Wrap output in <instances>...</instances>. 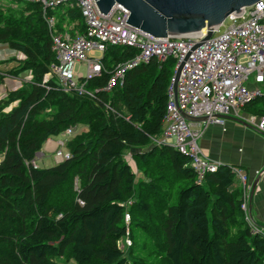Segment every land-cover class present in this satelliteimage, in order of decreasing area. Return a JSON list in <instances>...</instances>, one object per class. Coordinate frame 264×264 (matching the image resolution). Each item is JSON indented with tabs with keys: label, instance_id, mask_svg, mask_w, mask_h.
<instances>
[{
	"label": "trees",
	"instance_id": "obj_1",
	"mask_svg": "<svg viewBox=\"0 0 264 264\" xmlns=\"http://www.w3.org/2000/svg\"><path fill=\"white\" fill-rule=\"evenodd\" d=\"M48 12L59 30L75 23L83 32L78 8ZM0 43L24 55L9 73L31 75L0 99V264H264V234L245 220L234 166L198 182L189 156L154 142L175 59L131 68L90 97L64 92L55 78L42 83L56 55L39 3H0ZM135 53L108 46L87 88L106 85ZM241 109L264 115V94ZM79 125L87 129L67 138L68 159L31 165L47 139Z\"/></svg>",
	"mask_w": 264,
	"mask_h": 264
},
{
	"label": "built area",
	"instance_id": "obj_2",
	"mask_svg": "<svg viewBox=\"0 0 264 264\" xmlns=\"http://www.w3.org/2000/svg\"><path fill=\"white\" fill-rule=\"evenodd\" d=\"M36 2L42 7L43 18L52 41L56 62L49 65L42 83L55 78L64 92L75 91L95 97L99 91H110L119 82L122 84L127 70L152 60L164 62L168 58L176 60L174 71L183 62L176 86V96L172 87L173 76L167 90V104L163 116L161 136L156 144H167L191 159L197 181L200 182L207 172L215 171L224 165L206 156L198 146L201 131L194 127L185 116L206 117L202 123L223 124L220 115L239 116V110L253 99L264 94L258 87L249 88L251 80L256 84L264 83V0L243 6L229 13L205 39V32L185 35H153L133 27L126 20L127 8L115 4L106 14L98 9L95 0H21ZM59 6L76 7L80 10L84 25L83 32L74 31L75 23L57 26L56 15L48 11ZM226 21L228 24L225 25ZM223 27V30H221ZM108 46H126L136 50L129 59L119 62L106 85L93 90L87 88L89 80L100 76L102 56ZM100 53L97 57L95 54ZM174 74V73H173ZM31 78V75L28 79ZM246 120L264 134V115H247ZM74 129L68 128L62 134L66 139L57 141L53 158L56 163L70 157L64 144L73 135ZM36 168V158L31 160ZM236 177L243 184L241 209L245 220L255 233L262 230L252 221L247 206V177L239 168H233ZM130 203V202H128ZM126 211L124 221L129 223ZM126 243H130L126 240Z\"/></svg>",
	"mask_w": 264,
	"mask_h": 264
},
{
	"label": "crops",
	"instance_id": "obj_3",
	"mask_svg": "<svg viewBox=\"0 0 264 264\" xmlns=\"http://www.w3.org/2000/svg\"><path fill=\"white\" fill-rule=\"evenodd\" d=\"M23 58L24 55L21 52L0 43V99L9 90L17 89L22 83L29 80V71H24L18 76H13L9 73V70L17 67ZM247 85L249 88L258 87L260 89V84L254 83L252 79ZM10 108H7L6 111ZM230 115L235 116L233 114ZM238 115L235 117L254 126L246 120L247 115L254 114L240 109ZM192 122L194 123V127L201 131L197 143L206 156L222 164L239 168L246 175L247 206L250 217L264 234V135L254 128L243 125L231 118H226L222 125L215 123L206 124L202 123V121ZM80 127L82 130L87 129L84 125H80ZM58 140L60 139L55 140L52 137L47 139L42 151L37 152L36 158L42 162L48 158H52L51 160L55 164L53 153L57 148ZM259 174L261 175L259 176ZM258 176L259 179L256 187L250 196L251 185ZM233 186L242 188V190L244 189L243 184L237 177Z\"/></svg>",
	"mask_w": 264,
	"mask_h": 264
},
{
	"label": "water",
	"instance_id": "obj_4",
	"mask_svg": "<svg viewBox=\"0 0 264 264\" xmlns=\"http://www.w3.org/2000/svg\"><path fill=\"white\" fill-rule=\"evenodd\" d=\"M260 0H95L100 12L106 14L115 4H121L129 11L126 23L139 28L154 37L167 35H185L205 29V39L211 37L213 31L231 12L243 6L252 5ZM183 62H180L173 74V90L176 96V86ZM224 119L231 118L248 127H256L244 120L231 115H220ZM188 121H205L206 117L192 118L185 116ZM264 135V134H263ZM261 174H259L260 176ZM259 176L252 183V195Z\"/></svg>",
	"mask_w": 264,
	"mask_h": 264
},
{
	"label": "rangeland",
	"instance_id": "obj_5",
	"mask_svg": "<svg viewBox=\"0 0 264 264\" xmlns=\"http://www.w3.org/2000/svg\"><path fill=\"white\" fill-rule=\"evenodd\" d=\"M4 2H6V0H0V3H4ZM226 24H228V21H226V23H225V25ZM221 30H223V27H221ZM97 57H99L100 56V53H96L95 54ZM250 79H252V77H250ZM259 87H260V89H261V91L264 93V83H262V84H260L259 85ZM85 126V125H84ZM85 128H87L86 126H85ZM82 131H85V130H82V128L80 127V125L79 126H77L75 129H74V132H73V135L74 134H77V133H80V132H82ZM66 135H64V134H59V135H57V136H53L52 137V139H66ZM43 147H44V145H43ZM43 147L41 148V150L40 151H42V149H43ZM39 151V152H40ZM52 158H48L47 160H44V162H42L40 159H38V158H36V163H37V165L39 166V167H41V168H47V167H50V166H53L54 165V163L52 162V160H51ZM140 174H142L141 172H140ZM126 240H129V242H130V239L128 238V237H126V238H124V239H120L119 241H118V246L121 248V249H125V247H127V246H129L130 245V243H126ZM126 245V246H125ZM57 260V262H59L60 264H75V261L74 260H72V259H65V258H57L56 259Z\"/></svg>",
	"mask_w": 264,
	"mask_h": 264
},
{
	"label": "bare ground",
	"instance_id": "obj_6",
	"mask_svg": "<svg viewBox=\"0 0 264 264\" xmlns=\"http://www.w3.org/2000/svg\"><path fill=\"white\" fill-rule=\"evenodd\" d=\"M201 32H205V29H202Z\"/></svg>",
	"mask_w": 264,
	"mask_h": 264
}]
</instances>
